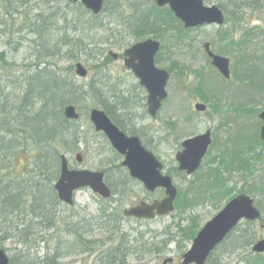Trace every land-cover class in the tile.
I'll return each mask as SVG.
<instances>
[{
  "label": "rangeland",
  "instance_id": "1",
  "mask_svg": "<svg viewBox=\"0 0 264 264\" xmlns=\"http://www.w3.org/2000/svg\"><path fill=\"white\" fill-rule=\"evenodd\" d=\"M219 2L221 0H205L204 5L217 6ZM104 4L108 12H103L99 19L104 27L83 31L82 42L78 46L80 49L83 47L85 51L80 52L77 48L71 54H67L68 48L61 43V37L65 33L61 23L58 22L56 27H52L53 31L46 38L35 34L38 19H46L52 13L44 5L43 0H12L11 6L10 4L5 6L0 0V30L2 32L0 53L4 54L5 62L9 63L8 67H4L0 62V69L1 67L7 69L1 70L0 84L3 94L10 97L17 93L22 94L19 86L24 77L30 76L29 72L38 74L44 69L49 74L53 72L55 77L65 79L68 85L74 82L78 87L95 85L96 89H101L103 97L84 99V103L77 109L81 116L78 131L81 133L82 144L73 153L59 148L58 155H65L72 169L78 168L79 165L75 164V156L76 153H80L83 169L93 172L110 170L108 182L111 181V184L115 185L121 184L126 194L120 200L122 202L120 214L124 209L132 208L139 202L151 203L153 200H162L164 193L161 190L150 195L142 184L128 177L125 169L113 170L114 166L119 167L122 157L117 156L109 142L93 131L88 121L90 110L98 109L105 112L106 106L110 107L113 101L116 103L113 115L116 120H119L122 126L120 129L126 136L134 133V136L140 138L145 148L151 151L163 165L164 174L171 178L178 192V197L174 201V210L168 216L156 218L153 221L140 222L122 218L119 228L110 230V227L101 225L99 212L100 209H108L110 212L118 206L115 202L119 200V196H115L110 203L102 202L89 189H82L75 193L72 207L67 208L57 201L55 209H52V214L48 216L53 218L52 228L46 229L37 225V220L28 214L24 218L20 217V214L11 217L8 215L4 218L0 215V230L7 235L5 240L1 241V245L8 255L9 264H101L104 256L112 247L119 244L122 236L125 240L123 247L129 250L124 264H180L182 255L192 245V241L183 239L181 232H186L187 228L190 229L193 222L195 223L194 234L197 235L201 228L221 212L228 201L225 199L216 201V191H205L206 178H203V175L208 174L209 169H215L220 159L217 158L218 151L224 152L225 147L228 150L231 148L230 141L235 133L250 134L256 131L258 126L259 114L251 113L247 104L258 112L264 105V36L256 35L258 30L259 32L264 30V9H245L240 12L241 16L238 14L239 25L233 26L230 23L222 29L231 32L234 40L240 39L244 30L253 31L250 35L252 43L245 49L250 57H247L248 66L247 68L243 66L240 75L237 76L235 71L239 58L238 51L232 50L229 54L222 55L224 52L221 51L217 28L202 27L181 35L177 31L178 26L168 22L167 18L155 22L152 20L155 27L150 26L152 17L149 10L154 5L147 0H104ZM59 6L62 10L59 15L65 12L69 19L77 18L76 12L71 7L64 9L62 5ZM144 13H148L150 16H147L150 19L147 33L142 40L149 38L161 44L157 53L160 59L156 66L165 71L170 66L171 68L177 66L171 71L166 85L168 98L155 119L148 117L145 107L146 93L138 86V80L123 66V58L120 56L125 49L137 42L132 34L135 14L139 16ZM254 29H258L257 32ZM67 36L74 40L80 37L71 31L67 32ZM155 38H160L163 42ZM205 43L211 44L212 52L228 58L231 62L230 81L221 80L208 63L205 52L202 50ZM45 46L49 49L58 48L59 54L47 58L42 50ZM109 53H115L120 57L118 60H113L109 57ZM70 56L75 59L70 60ZM77 63L87 69L86 79L75 76L74 65ZM35 66L38 68L35 69ZM243 73L251 75L249 81L245 83L237 80L235 83L233 78L242 79ZM53 83L52 79H38V90L44 96L51 97L50 109L55 108L57 114L59 109L56 107L62 103L64 91L63 88L55 89ZM201 85L205 89V94L209 96L206 100L212 102L209 105L195 94L196 87ZM114 96L117 98L114 99ZM196 103L205 104L206 111L202 114L195 112ZM213 103L218 106L219 112H216L214 107L211 108L210 105ZM40 107L41 104L36 103L32 111ZM239 109L242 114L238 111ZM205 131L211 132L213 143L208 155L204 158L199 174L188 177L184 172L177 171L175 155L182 150L180 146L183 140L203 134ZM257 152L261 150L257 149ZM214 159L213 165L211 161ZM255 167L257 169L247 176L238 172L229 175L227 171H223L222 174L229 180L226 188H234L232 196H237L241 191L253 199L254 206L261 211L262 217L259 222L251 223L250 227L242 222L243 228L247 227L248 233H252L254 240L261 241L264 239V194L248 193V190L255 186L264 190V153L257 158ZM11 168L16 171L14 173L16 177L31 180L26 156H15ZM39 185L43 188V195H46L49 188L48 181L40 182ZM188 190L191 191L189 195L186 194ZM180 194L187 197L185 201L188 206L185 204L183 209L180 207L182 199L179 197ZM45 202L48 205L44 208H50L52 203L49 200ZM69 228L86 233L83 239L91 251L83 252L81 250L83 246L79 248L77 244H73L74 239L68 234ZM27 229H30L31 235L25 238ZM165 231L174 237V242L168 244L166 250L159 254H146L140 247L133 246L135 237H142V241L147 243L151 240L162 241L166 238L162 235ZM237 234L235 233L234 236ZM154 236H160V238L155 241ZM248 250L250 249H245L244 254L242 249L235 253L224 254L225 251L220 248L213 261L215 264H244L242 259Z\"/></svg>",
  "mask_w": 264,
  "mask_h": 264
},
{
  "label": "trees",
  "instance_id": "2",
  "mask_svg": "<svg viewBox=\"0 0 264 264\" xmlns=\"http://www.w3.org/2000/svg\"><path fill=\"white\" fill-rule=\"evenodd\" d=\"M1 1L5 6L9 4L10 6L12 5V0ZM43 3L52 13H50L46 19H38L39 23L36 26L35 34L38 37L40 36L42 38H46L47 35H49V33L53 31V28L56 27L57 24L61 23V27L65 31V33L61 37V43L64 44L66 48H68L67 54H71L74 49L77 48L80 50V52L85 51L83 47L82 49H80V47L78 46L82 42L81 33L83 31H92L94 29H102V27H104V25L99 22L101 16L90 15L87 11H85L82 5L68 4L67 0H43ZM59 5H62L64 9L71 7L72 10L76 12L77 18L69 19V16H67V13L65 12L59 15L60 11H62ZM218 6L223 10L225 14L226 23H231L234 26H237L240 23V19H238V14H241L240 12L245 11V9H264V0H221V2L218 3ZM105 11L106 8H104L103 12ZM149 11L151 12L149 14L151 15L152 19L154 18V22L160 19L166 20V18L168 22H177L174 20L170 11L166 9L159 10L154 6ZM149 14L147 13L144 16L139 15V17L137 16V14H135L136 20L132 27V34L136 39H142L145 37L149 25ZM58 15L59 17H57ZM85 18H87L88 20H86ZM150 26L155 27V24L151 22ZM166 30L164 32H166ZM70 31L75 33L76 35H79V39H70L67 36V32ZM177 31L181 35H183L184 33L180 28L177 29ZM1 33L2 32L0 30V34ZM246 35L247 34H245L244 38L246 37ZM256 35H259L261 37L264 36V30H262L261 32H259L258 30V33ZM226 39L228 40V38ZM224 40L225 37L220 38V41H222V43L224 44L222 47V51L226 53L241 47V44H235L232 38H230L227 42H225ZM57 49L58 48L55 47H51L49 49L45 46L42 48L43 55L47 58L56 56L57 54H59ZM238 56L240 58L238 59L235 71L237 76L240 75L241 69L244 66L243 60H248L247 56H241L240 54H238ZM4 57V54L0 53L1 64L4 67H8L9 63L5 62ZM69 59L72 60L75 58H73V56H70ZM176 67L177 66H173V68ZM37 68L38 67L35 66V69ZM173 68L170 69V71H172ZM3 69L7 70L1 67L0 80L2 78L1 70ZM29 73L30 76L27 75L26 77H24V79L20 83L19 87H21L22 89V92H20L22 94L20 95H18L17 93L12 97L4 96L0 84V215L4 218L8 215H10L11 217L12 215L20 214V217L24 218L26 214H28L29 216L37 220V225L48 229L54 226L53 218L48 216L52 214V209H55L56 204L58 203L52 187V183L56 180L59 171L57 166L59 158L58 150L59 148H62L73 153L76 152L79 145L82 144L81 133H79L78 131L79 123L67 121L63 117V107L66 105H71L79 109L81 104L84 103V99H99L103 97V93H101V89H96L95 85H84L83 87H78L75 86L74 82L68 85L65 79L55 77L53 72L49 74V72H47V70L45 71V69L38 74H32L31 72ZM41 78L49 80L52 79L54 81L53 85L57 90L63 88L64 92L61 100L62 103L56 107L59 109L57 114L55 112V108L50 109L51 97H47L46 95L44 96L38 90V79ZM249 78L250 77L247 78V81H249ZM236 80H240V78L237 77ZM195 94L198 95L199 98L202 99V101L207 102L203 93L202 86H198L196 88ZM116 98L117 97L114 96V99ZM36 103H40L41 107L36 111H32V108ZM115 104L116 103L112 101L110 107L106 106L104 110L108 114L110 119L113 120L116 126L121 128L120 123L113 115ZM213 106L217 108V106ZM257 142L258 138L255 134L247 136L246 138H236V142L234 143L235 150L226 149L225 152L221 154L219 153L220 159L218 161L219 163H216L215 169L211 168L208 170V174L203 175V178H206L205 191H216V201H219L221 199L229 200L233 197L232 194L234 188H231L232 190L226 188V183H229V180L223 177V171H227L229 175L231 173L237 172L246 174V176L251 175V172L254 169L251 160L255 161V159L253 157L249 159L246 152H254L256 147L259 145H257ZM17 155L26 156L28 160V166L30 167L29 173L31 174V180H24L15 176L14 173L16 171L11 168V164L13 158ZM211 164H215V159L211 161ZM199 172L196 174V176L199 174ZM45 180L48 181L49 188L47 190L48 193L46 192V195H43V188L39 184L40 182H44ZM239 192L242 193L241 191ZM252 192H261L264 194V190L261 188H257L256 186L249 188L248 193ZM189 193H191L190 190L186 192L187 195H189ZM115 194L119 195L121 198H124L126 195L125 190L121 187V185L120 187H115L113 189V195ZM179 197L182 198L180 200L181 209L185 208L186 205L188 206V203L185 201V199L187 200V197L182 194H180ZM46 200H49L52 203L51 207L48 209L44 208L46 207V205H48V203L45 202ZM121 204V201L117 202L118 206H116L114 209H111L110 212H108V209H100L99 217L102 220V226L110 227V230H116L119 228L118 226L122 220L119 213ZM244 225L250 227L251 223H244ZM194 226L195 223L192 222V227L190 229L187 228L186 232H181L182 237L185 241L186 239L192 241L196 236V234H194ZM243 227V224H240L238 228H236L234 231H232L231 234H229L223 244L212 253V256L209 258L207 264H215L213 260L216 252L220 248H222L223 251L228 249L224 252V254L235 253L236 251H240L241 249L244 250V252H242L244 254L245 249H250L248 247H251L255 240L254 237H252V233H248L249 231L247 230V227ZM29 230L30 229L26 230V235H24L25 238L31 235ZM1 231L2 230H0V249H3L1 241H4L7 235L6 232ZM235 233H238L237 236H234ZM68 234L74 239V245L77 244L79 248L83 246L81 248L83 252L91 251V249L83 239V237L86 236L85 232L81 233L80 230L76 231L69 228ZM162 235L163 237L166 236L164 240L159 242H153V240H151L150 243L143 242L142 237H135L133 240V246L140 247L143 252H146V254H159L164 249L166 250L168 244L174 242V237H172L168 232L165 231ZM158 238L160 237L154 236L155 241H157ZM124 242L125 240L122 236L119 239V244L115 247H112V249L108 251L107 255L104 256L105 260L102 259L101 264H124V259L129 254V250L123 247ZM242 263L264 264V255L257 256L252 254L250 250H248L247 254H245L244 259H242Z\"/></svg>",
  "mask_w": 264,
  "mask_h": 264
},
{
  "label": "water",
  "instance_id": "3",
  "mask_svg": "<svg viewBox=\"0 0 264 264\" xmlns=\"http://www.w3.org/2000/svg\"><path fill=\"white\" fill-rule=\"evenodd\" d=\"M71 3H80L83 7L92 13L98 15L103 9V0H68ZM155 2L160 8L169 7L177 19L183 22L184 28H195L202 25L214 24L222 25L224 20L222 12L216 7H204L203 0H149ZM160 44L151 40L137 43L134 47L125 51L126 56L124 65L135 77L139 79V84L144 87L148 96L147 108L148 114L154 117L159 111L161 104L166 100L165 85L169 75L163 71L156 69L153 65V59L156 56ZM208 45L205 50L208 52ZM212 65L225 78H229L228 66L229 62L208 52ZM76 75L80 78L86 76V70L81 65H76ZM205 106L196 105V110L204 111ZM66 119L76 120L79 115L75 112V108L67 106L63 110ZM261 119L264 124V111L261 113ZM92 121L95 132H103L108 138L113 149L124 156L121 162L122 167L128 170L129 175L143 183L144 188L152 193L157 188L164 189L166 197L161 202H153L152 205L145 203L124 211L127 217H136L138 219H154L155 214L158 216L167 215L173 211V201L177 195L175 187L172 185L171 179L162 175V166L155 159L153 154L146 151L140 140L135 137L127 138L122 132L117 130L108 117L99 110H92L89 116ZM261 139L264 141V126L260 132ZM211 144L210 132H206L202 136L193 137L182 143L184 149L182 153L176 156L179 163V171H186L191 175L200 166L202 158L206 154ZM77 161L81 162L78 156ZM59 179L54 185L55 191L59 199L68 205H72L74 191L80 188H88L93 193L104 199L110 198V191L103 182V174L90 171H73L69 170L67 160L64 156L60 158ZM260 213L253 206V200L244 195L230 201L216 217L210 220L207 225L197 233V237L192 242V247L183 255L181 264H205L210 253L219 246V244L229 235L241 220L257 221ZM252 251L258 254L264 253V240L258 242L252 248ZM0 264H8L7 255L0 250Z\"/></svg>",
  "mask_w": 264,
  "mask_h": 264
},
{
  "label": "flooded vegetation",
  "instance_id": "4",
  "mask_svg": "<svg viewBox=\"0 0 264 264\" xmlns=\"http://www.w3.org/2000/svg\"><path fill=\"white\" fill-rule=\"evenodd\" d=\"M247 106H249L250 107V104H247ZM236 108H234V110H235ZM244 111V110H243ZM106 178V182H107V180H109L107 177H105ZM108 184V183H107ZM109 184L111 185V181H109Z\"/></svg>",
  "mask_w": 264,
  "mask_h": 264
}]
</instances>
